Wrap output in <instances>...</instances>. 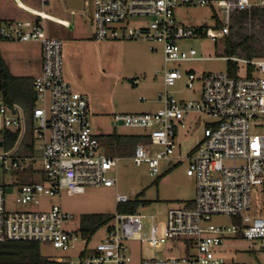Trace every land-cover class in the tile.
<instances>
[{
	"label": "built area",
	"instance_id": "obj_1",
	"mask_svg": "<svg viewBox=\"0 0 264 264\" xmlns=\"http://www.w3.org/2000/svg\"><path fill=\"white\" fill-rule=\"evenodd\" d=\"M208 4L221 9L224 19L219 28L184 27L174 19L178 6ZM88 6L94 41H145L151 51H161L163 67L156 70L162 79L157 94L161 107L115 116L113 121L144 132L149 143L137 144L131 161L136 167L145 165L151 177L160 174L163 161H188L186 176L195 180L193 205L169 209L162 230L152 215L116 212L106 225L105 238L95 244L91 242L94 235L83 234L79 228L65 229L72 218L60 206L38 212L6 210L8 195H14L17 204L36 206L41 197L60 198L63 192L72 197L89 188H116L120 160L100 151L98 137L90 128L87 100L64 80L63 43L46 35L41 22L47 16L27 11L33 18L0 21V42L38 43L41 50V70L32 82L39 105L33 107L29 122L19 105L0 102V243L33 242L61 252L77 249L76 260L67 264L128 263L127 242L131 241L153 248L170 245L169 250L176 253L183 247L180 256L143 259L140 264H246L229 263L216 254L226 249L225 238L232 237L261 251V260L248 264H264V217L247 214L252 194L264 195V58H197L193 48L180 45L186 39L205 37L216 42L226 38L233 15L264 11V0H91ZM134 18L144 23L129 26ZM217 59L237 67L243 64V75L238 67L236 77L224 71L197 78L194 72L178 68L183 62ZM197 82L196 100L174 98L172 88L193 92ZM191 115L209 120L203 138L187 157L174 156L178 131L188 128ZM12 134L15 141L7 147ZM153 147L159 149L153 151ZM110 172L114 177L108 176ZM115 202L129 200L115 194ZM213 216H230L236 223L217 227L211 223Z\"/></svg>",
	"mask_w": 264,
	"mask_h": 264
},
{
	"label": "rangeland",
	"instance_id": "obj_2",
	"mask_svg": "<svg viewBox=\"0 0 264 264\" xmlns=\"http://www.w3.org/2000/svg\"><path fill=\"white\" fill-rule=\"evenodd\" d=\"M174 19L181 26L204 30L219 28L223 24L224 17L220 8L208 4L178 6L174 10ZM89 23L91 25L90 20ZM128 23L129 26H138L143 24L144 20L134 18ZM246 27L251 28L249 24ZM50 35V38H59L63 41L64 78L67 77L69 81L73 79L75 84L78 83L86 88L87 95L81 94L87 100L90 128L98 137L101 145L100 151L106 156H116L120 159L116 170L117 186L116 188H89L84 194L72 197L67 196L65 192L60 198L41 197L39 205L36 206L17 204L14 201V195H8L6 196V210L19 213L38 212L49 210L53 206H60L72 218L65 224V229L75 231L79 228L83 216L90 214L113 216L117 212L115 194L124 195L129 201L138 195V200L149 203L147 207L139 208L138 213L154 216L162 230L165 215L169 209L189 206L187 201L195 198V180L193 177L186 176L188 161H178L176 164L163 161L159 166L160 174L151 177L147 167L145 165L136 167L131 161L132 154L124 151L120 143L117 144L114 140L115 136L123 137L139 131L116 125L113 121L115 116L141 114L146 113L151 106L155 107L154 109L161 107L157 101V94L161 91L162 79L156 74V70L163 67L160 50L159 52L150 51L145 41L96 42L92 37L86 41H74L68 32L58 27ZM231 37L235 38L234 32ZM180 45L185 49L193 48L197 53V58H228L223 52L225 38L218 39L216 42L205 37L186 39L181 41ZM11 46L20 50L26 48L25 44ZM15 59L18 64L24 65L17 57ZM227 64L226 60L221 59L194 60L180 63L178 68L181 71H192L198 78L202 75L223 73L227 69ZM238 67L240 74L243 75L244 65L238 64ZM134 81H137V84H134ZM199 88L200 85L197 82L194 93L178 87L172 88L171 91L177 100H196ZM140 98L145 101H140ZM0 102H3L1 94ZM38 105L33 101L34 107ZM208 122L209 120L203 116L188 117L187 124L191 126V129L179 130L174 156L187 157L194 144L202 140L203 129ZM158 149L153 147V151ZM169 164L172 166L169 167ZM114 175V172H110L108 176L112 178ZM156 180L157 183H155ZM23 181L28 182L27 179ZM247 214L251 217H264L263 194L258 191L252 194V207ZM211 223L217 227L226 228L236 222L230 216H213ZM106 232V226L100 228L92 237V244L103 240ZM225 239L226 249L216 251V254L223 257L225 261L248 264L261 260V251L249 249V242L236 241L232 237ZM127 246L130 251V262L125 264H140L143 259L176 257L183 252L182 245L178 247V253L173 249L169 250L170 245L153 248L146 242L131 241L127 242ZM76 250L61 252L48 245H40V252L44 258L64 263L76 260Z\"/></svg>",
	"mask_w": 264,
	"mask_h": 264
},
{
	"label": "trees",
	"instance_id": "obj_3",
	"mask_svg": "<svg viewBox=\"0 0 264 264\" xmlns=\"http://www.w3.org/2000/svg\"><path fill=\"white\" fill-rule=\"evenodd\" d=\"M247 24L251 26L250 29H247ZM232 32H234L235 38L231 37ZM223 52L226 57L239 55L238 57L247 60L264 58V11L252 10L249 13L240 12L234 14L230 25V33L225 38ZM248 70L251 71L250 69ZM226 71L231 77H236L238 67L228 62ZM32 82V78L13 77L0 56V94L2 101L8 106L19 105L23 109L25 118L28 122L31 119V111L34 107V90ZM15 138V134L8 135L6 146H12ZM114 140L117 144L120 143L124 151L131 154H133V150L137 144L149 143L148 138L144 134L123 137L115 136ZM157 180L155 183L158 182ZM138 198L139 196L137 195L133 200L125 204H118L117 212L122 214H134L139 208L148 206L149 203L147 201L138 200ZM111 219L112 216L102 214L83 216L80 220L79 231L91 237L100 228L106 226ZM0 264L67 263L44 258L41 255L39 243L3 242L0 243Z\"/></svg>",
	"mask_w": 264,
	"mask_h": 264
},
{
	"label": "crops",
	"instance_id": "obj_4",
	"mask_svg": "<svg viewBox=\"0 0 264 264\" xmlns=\"http://www.w3.org/2000/svg\"><path fill=\"white\" fill-rule=\"evenodd\" d=\"M90 1L91 0H0V21L31 19L33 17L27 11L42 12L47 16V19L41 23L48 37L51 36V32L57 30L58 27L68 32L72 40L86 41L90 40L93 34L92 27L89 23L90 6H88V3H90ZM21 7H23V9ZM13 44H25L26 48L23 50L15 49V47L11 46ZM150 47L149 45V49ZM155 52H159V48ZM0 56L13 77L33 79L40 73L41 50L38 43L0 42ZM15 57L23 62L24 65L18 64ZM64 80L70 83L76 92L86 94V88L78 83L75 84L73 79L69 81L66 77ZM77 81L81 82L80 80ZM152 105H154V103H152ZM154 108L155 107L151 106L146 112L156 111L157 109ZM193 125L194 121L192 123V126ZM190 127L189 125L188 130L191 129ZM138 131L137 133H130L127 136L144 134L143 131ZM199 142L200 141H197L190 151H192ZM171 166L172 165L169 164V167ZM193 201L194 199L187 201L188 205L192 206Z\"/></svg>",
	"mask_w": 264,
	"mask_h": 264
},
{
	"label": "water",
	"instance_id": "obj_5",
	"mask_svg": "<svg viewBox=\"0 0 264 264\" xmlns=\"http://www.w3.org/2000/svg\"><path fill=\"white\" fill-rule=\"evenodd\" d=\"M36 99V96L34 95V100ZM8 192H9V190H8Z\"/></svg>",
	"mask_w": 264,
	"mask_h": 264
}]
</instances>
